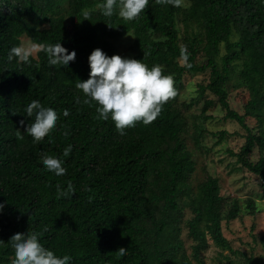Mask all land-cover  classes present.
I'll list each match as a JSON object with an SVG mask.
<instances>
[{"label":"trees","instance_id":"1","mask_svg":"<svg viewBox=\"0 0 264 264\" xmlns=\"http://www.w3.org/2000/svg\"><path fill=\"white\" fill-rule=\"evenodd\" d=\"M190 2L183 7L149 0L137 18L127 20L118 6L105 16L99 7L104 0H0V264H12L15 232L39 233L46 248L70 255V264H194L181 237L183 223L198 263L210 238L232 250L222 221L235 219L242 205L235 202L225 212L217 176L209 174L193 185L195 163L184 138L188 120L181 90L186 72L210 69L208 83L200 84L199 97L186 107L199 103L207 91L218 97L226 117L247 131L245 144L231 155L264 180V0ZM128 33L138 60L149 68L159 64L163 74L173 76L176 96L155 120L137 121L121 135L110 117L97 118L95 101L83 103L85 94L76 84L89 78L94 49L111 56L112 40ZM23 35L37 44L61 43L75 50V60L50 65L43 50L30 57V64L9 60ZM232 77L249 92L244 114L230 108L226 85ZM33 99L58 113L56 127L39 141L27 134L35 115L25 108ZM215 104L204 99L202 113ZM248 116L256 118L257 132ZM220 134L223 138L226 132ZM68 145L71 151L64 156ZM256 146L262 152L254 160ZM45 155L59 157L65 174L48 171ZM69 183L75 193L65 197L57 186L63 190ZM248 207L254 214L262 205L250 199ZM186 209L192 213L188 219ZM247 260L264 264L261 258ZM219 264L235 261L225 255Z\"/></svg>","mask_w":264,"mask_h":264},{"label":"clouds","instance_id":"2","mask_svg":"<svg viewBox=\"0 0 264 264\" xmlns=\"http://www.w3.org/2000/svg\"><path fill=\"white\" fill-rule=\"evenodd\" d=\"M179 6L181 0H171ZM149 0H104L102 5L103 14L112 16L114 8L119 7V16L132 20L137 18L146 8ZM83 15L88 17L89 12ZM43 50L48 55V63L68 64L76 57L75 50L67 51L61 43L37 44L28 46L19 45L10 49L8 58L14 57L25 63H31L30 57L36 50ZM183 54V50H182ZM89 78L79 81L76 88L85 94L83 103L91 104L95 101L98 119L107 120L109 117L114 121L116 129L124 134L127 127L135 126L137 121L148 124L155 120L161 113L165 102L176 96L174 78L172 75L163 74L162 66L153 65L151 68L143 60L122 57L119 54L109 56L102 49H94L89 57ZM29 116L35 115L34 122L27 125V134L34 140H41L50 133L58 120V113L52 107L42 106L39 100L33 99L25 108ZM68 115V111H64ZM23 122V121H22ZM72 146L68 145L63 150V155L68 156ZM43 164L48 171L57 176L63 175L66 168L63 161L57 156L45 155L42 157ZM57 190L65 197L75 193L73 185L69 183L66 189ZM10 243L15 249L12 264H70V255L58 256L53 250L46 248L39 239V233L30 234L15 232L10 237ZM125 252L124 247L118 250Z\"/></svg>","mask_w":264,"mask_h":264},{"label":"rangeland","instance_id":"3","mask_svg":"<svg viewBox=\"0 0 264 264\" xmlns=\"http://www.w3.org/2000/svg\"><path fill=\"white\" fill-rule=\"evenodd\" d=\"M190 4V0H181V6L183 7H188ZM179 24L182 34L187 35L188 32L183 29L182 22ZM133 41L134 36L132 33L113 39V54L137 59L132 49ZM32 43L34 42L29 37L22 36L21 45L28 46ZM38 50L33 54L37 55ZM224 53L225 44H222L220 55ZM201 55L202 52L198 57H201ZM210 73V69L203 72H186L183 78L180 101L183 102L181 108L188 120V130L184 133V138L188 148L192 151V159L195 163V171L191 175V181L196 186L209 174L219 177L221 193L225 198V212L235 202L240 203L242 209H240V214L238 212L235 219H224L222 221L223 233L229 240L232 250L217 246L210 238L209 246L201 254L203 263H198L193 258L192 246L195 242L189 236L186 223H183L181 237L184 240L186 250L192 256L194 264H219L220 260L225 259V255L231 257L235 264H239V259L242 264H254L253 261L247 259L255 257L264 261V180L259 175L240 167L237 157L230 153L231 150L239 151L242 145L245 144L247 131L235 119L226 117V108L219 102L218 97L210 91L205 92L199 103L196 102L192 104V107H186V104L199 97V86L208 83ZM226 89L229 94L230 108L244 114L245 105L250 98L248 90L238 85L236 77L229 80ZM206 98L214 99L216 104L203 114L202 106ZM203 115H209V117L204 119ZM196 116L198 127H195ZM247 122L254 132H257L256 118L248 116ZM221 131L226 132L223 138L220 136ZM201 134L202 136L197 142L196 138ZM261 152L256 146L251 158L257 160ZM250 199H254L256 203L260 202L262 205V208L254 214H251L248 207ZM191 216L190 209H186L185 219ZM220 253L223 255H220Z\"/></svg>","mask_w":264,"mask_h":264}]
</instances>
